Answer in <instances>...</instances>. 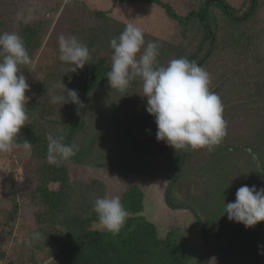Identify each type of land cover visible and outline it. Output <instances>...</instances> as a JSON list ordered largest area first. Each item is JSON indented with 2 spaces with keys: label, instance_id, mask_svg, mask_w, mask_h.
Here are the masks:
<instances>
[{
  "label": "rangeland",
  "instance_id": "374dc122",
  "mask_svg": "<svg viewBox=\"0 0 264 264\" xmlns=\"http://www.w3.org/2000/svg\"><path fill=\"white\" fill-rule=\"evenodd\" d=\"M120 1L0 0V33L16 32L23 41L29 36L26 48L35 64L34 69L20 66L30 85L26 93L30 97L26 105L29 118L16 141L20 147L0 153V264L55 263L54 237L62 234L63 228L52 223L42 194L46 189L62 190V183H53L51 176L64 164L47 162L46 137H65L70 132L72 143L79 146L77 153H86L93 165H64L71 184L65 213L71 215L81 207L84 196L87 204L94 206L98 197L120 196L122 200L128 189L137 187L143 195V210L137 216L154 224L161 239L174 231L177 239L189 247V264H199L203 239L195 218L188 211L172 210L164 203L172 179L163 174L164 165L172 163L174 176L181 160L174 152L159 154L172 148L157 141L155 120L148 113L139 115L134 125L139 145H132L128 139L129 120L147 107L142 82L136 79L120 92L106 80L85 100L80 99L84 77L95 59H107L104 66L111 68L109 41L119 36L128 23L141 28L146 42L158 44L159 65L183 57L202 66L210 74V90L223 104L226 137L212 151L184 150L180 179L170 193L172 206L189 207L201 219L208 240V264H264V222L246 229L228 220L226 213L221 215L225 203L235 200L239 187L264 188V0H258L255 13L242 23H230L220 8L209 6L208 24L216 35L213 45L196 17L180 23L170 19L157 4ZM159 1L186 17L191 11L199 12L208 0ZM224 2L239 18L251 7L250 0ZM61 34L76 36L88 46L89 64L72 72V65L59 60ZM60 82L78 92L83 107L51 103V97L61 92L57 87ZM24 140L33 145L30 153L22 147ZM135 146L151 156H138ZM121 158L128 163L138 158L163 177L130 174L122 170ZM92 181L96 185L85 191L84 185ZM237 228L240 230L235 231ZM91 229L106 231L99 222ZM220 229H227L228 239L238 240L247 252L261 249L252 256L243 254L241 260L239 256L225 259L223 243L217 236ZM34 233H40V238Z\"/></svg>",
  "mask_w": 264,
  "mask_h": 264
},
{
  "label": "clouds",
  "instance_id": "9594fccd",
  "mask_svg": "<svg viewBox=\"0 0 264 264\" xmlns=\"http://www.w3.org/2000/svg\"><path fill=\"white\" fill-rule=\"evenodd\" d=\"M59 60L72 65V72L82 69L91 60L90 49L76 36L61 34L58 37ZM112 50L111 70L107 80L112 89L125 92L130 84L142 82L146 112L154 117L156 139L175 150L207 149L212 151L227 135V121L223 117V104L218 94L210 90V74L195 61L175 58L166 66L158 63L159 46L145 40L141 28L128 23L119 36L109 41ZM35 64L23 38L16 32L0 33V153H11L17 147L18 135L28 120L27 107L30 91L27 78L20 66ZM60 94L51 97L53 105L71 103L83 107L75 89L57 84ZM47 162L57 165L70 162L79 151L75 143H64L63 136L47 137ZM27 152L32 143L24 140ZM221 215L230 221L252 228L264 222V188L243 185L239 187L233 202L225 203ZM93 211L98 222L112 235H118L125 226L129 213L120 196L97 198ZM39 239L40 233H34Z\"/></svg>",
  "mask_w": 264,
  "mask_h": 264
},
{
  "label": "trees",
  "instance_id": "16d2710c",
  "mask_svg": "<svg viewBox=\"0 0 264 264\" xmlns=\"http://www.w3.org/2000/svg\"><path fill=\"white\" fill-rule=\"evenodd\" d=\"M250 1L251 7L248 13L241 18L235 16V10L226 4L224 0H208L205 6L201 7L199 12L191 11L186 17L178 16L168 4L162 3L159 0H121L120 2H143L157 4L164 10L170 19L176 20L180 23H188L192 18L196 17L200 21L201 27L204 29L206 38L210 39L212 42L211 45H213L216 35L211 29V26L208 24L207 14L209 6L214 5L220 8L230 23H242L244 21H248L256 11L258 0ZM28 38H25L24 40L25 46L30 43V39ZM95 60L96 62H94L91 67L92 70L88 71L85 75L80 88V99L82 100L89 97L90 94L98 88V86H102V84L107 80V72L111 70L108 65L104 66L105 63H107V59L101 57ZM137 118L138 117H136L131 123L130 136L132 141H129L132 145L136 144L138 146L139 142H137V138L134 133V125ZM69 131H72V129ZM72 136L73 133L71 132L67 136H63V142L71 144ZM260 138L261 137L257 138L256 141L258 142ZM133 148L136 150L138 156L146 157V155L140 152L141 150L139 149L141 148ZM181 151L185 154L184 150ZM174 153L177 154L179 160H181L182 153L179 151H174ZM88 159L89 156L81 151L80 153H77L70 162L62 161L61 163L67 165L75 162L76 164L93 165ZM121 163L122 170L127 171L130 174L154 178H161L163 177V174H165L166 177L173 178L172 163H165L163 174H159L152 169H148V166L140 162L138 158L130 163H128L126 158H121ZM64 165H60L59 169L55 168L53 176H51V181L53 183H62V190L52 191L46 189L43 191V194L41 191L43 202L47 205L52 223L63 228V233L56 234L54 237V246L57 252V258L54 264L190 263L191 255L189 247L177 239L174 231L169 232L165 238L161 239L157 235L154 224L148 222L142 216H137L143 210V195L137 187H131L123 194L121 200L122 204L128 213L132 214V216L126 219L125 226L121 229L118 235L114 236L107 231L91 229V225L98 222V217L93 211V205L90 206V204H87L85 196L83 198L84 204H82L81 207H76L71 215L65 213L66 199L68 191L71 188V184ZM94 167L96 166L94 165ZM179 179L180 177L178 176L175 184L179 181ZM94 185H96V182L92 181L91 183L84 185V190L87 191L91 187L93 188ZM169 203L170 205H173L172 198L170 196ZM232 230L233 227H231V231ZM238 230H240V228L235 229V231ZM227 231V229H220V233L217 235L219 236V241H222L223 243V253L225 259L230 260L232 257L239 256L241 260V256L243 254L246 253L248 256H252L256 253V250L261 249L253 248L247 252L240 247L241 245L238 240L232 241L228 239L229 233ZM198 261L199 264H202L203 248L198 254ZM223 264H227V262Z\"/></svg>",
  "mask_w": 264,
  "mask_h": 264
},
{
  "label": "water",
  "instance_id": "95a60500",
  "mask_svg": "<svg viewBox=\"0 0 264 264\" xmlns=\"http://www.w3.org/2000/svg\"><path fill=\"white\" fill-rule=\"evenodd\" d=\"M147 113L146 110L142 111L141 113L135 115L134 117H132L128 124H127V135H128V139L130 141H132V138L130 136V126H131V123L132 121L138 117L139 115L141 114H145ZM137 149H139L137 146H135ZM174 151H179L182 153V157H181V161H180V164L178 166V169L175 173V175L173 176V178L171 179L168 187H167V190L164 194V203L165 205L169 208V209H172V210H179V211H188L190 212L193 217L195 218L199 228H200V231H201V234H202V239H203V261H202V264H208V240H207V235H206V231H205V228L203 226V223L201 221V219L199 218V216L195 213V211L189 207H173L172 205H170L169 203V196H170V193H171V190L175 184V181L177 179V177L180 175L181 171H182V168H183V165L185 163V154L181 151V150H175V149H167V150H164L162 152H160L159 154H166V153H170V152H174ZM142 152V151H141ZM143 153V152H142ZM144 155H147V156H151L150 154H146V153H143ZM154 156V155H152Z\"/></svg>",
  "mask_w": 264,
  "mask_h": 264
}]
</instances>
